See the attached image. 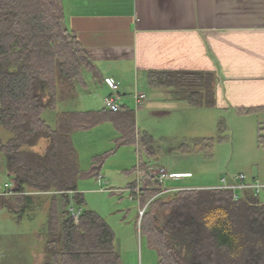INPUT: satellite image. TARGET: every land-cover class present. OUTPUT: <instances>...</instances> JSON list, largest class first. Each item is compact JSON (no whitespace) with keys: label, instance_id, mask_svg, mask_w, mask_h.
<instances>
[{"label":"trees","instance_id":"obj_1","mask_svg":"<svg viewBox=\"0 0 264 264\" xmlns=\"http://www.w3.org/2000/svg\"><path fill=\"white\" fill-rule=\"evenodd\" d=\"M86 74L96 84L103 78L66 24L64 0H0V126L13 137L0 152L5 157L14 197H0V206L19 220L46 194L48 208L45 258L41 264H123L116 235L98 213L85 210L79 180L100 178L113 149L96 157L82 171L73 135L107 122L119 131L117 148L137 141L147 153L149 168L156 156L155 142L136 127L135 111L105 110L58 113L57 126L43 119L46 110L74 100L87 86ZM211 75L201 72L153 71L152 85L176 88L196 107L212 106ZM202 88L191 93L192 88ZM43 141L45 148L40 147ZM214 139L183 149L208 152ZM259 145L264 148V129ZM40 150H37V149ZM141 190L145 212L141 231L158 255V264H264V202L253 191L238 200L231 190L192 189L162 194L158 181ZM132 184L129 189H135ZM168 198V197H167ZM71 208H79L78 223Z\"/></svg>","mask_w":264,"mask_h":264},{"label":"crops","instance_id":"obj_2","mask_svg":"<svg viewBox=\"0 0 264 264\" xmlns=\"http://www.w3.org/2000/svg\"><path fill=\"white\" fill-rule=\"evenodd\" d=\"M64 9L66 24L103 78L98 85L86 74L87 86L79 93L96 90L97 86L104 91L98 99L79 102L77 97L61 102L63 107L77 105L80 109L63 108L58 113L104 110V97L111 93L105 84L107 78L120 83L124 101L131 110L136 108L132 99L136 90L147 95L145 104L135 113L136 127L141 132L152 135L146 127L147 118L167 126L182 125V118L210 109L224 115L230 124L231 159L256 162L241 171L248 173L253 166L256 172L251 171L249 183L263 179L260 183L264 186V164L258 163L264 160V148L259 145L260 130L264 129V0H64ZM153 71L208 73L214 92L212 106H193L176 88L152 85L149 74ZM107 124L114 129L113 140L119 138L116 126ZM206 141L207 137L195 134L188 141L180 140V151L192 154L183 149ZM46 145L43 141L40 147ZM174 169L170 174L192 176L184 168ZM209 177L212 179L207 185L191 183L170 189L217 188L224 176L216 173ZM102 180L98 179L101 186ZM132 184L137 182L129 186ZM8 191L13 192V185L9 188L6 183L0 197H12L6 195ZM5 211L14 216L0 206V213ZM3 254L0 252L1 264L6 256Z\"/></svg>","mask_w":264,"mask_h":264},{"label":"rangeland","instance_id":"obj_3","mask_svg":"<svg viewBox=\"0 0 264 264\" xmlns=\"http://www.w3.org/2000/svg\"><path fill=\"white\" fill-rule=\"evenodd\" d=\"M202 90V88L194 87L190 92L198 93ZM103 91L104 89L100 86H97L96 90L91 88L88 92L79 93L77 100L82 102V100L98 99L102 96ZM60 103L55 111L46 110L43 113V119L53 128L56 114L63 108L80 109L77 105L65 104L63 107ZM152 120L151 118L146 119V127L153 135L147 132L153 138L157 151L155 158L151 159V163L158 167L149 164V168L162 167L168 174L174 171V168H177V171H182L184 168L192 173L191 178L165 180L163 183L165 188L188 187L191 183L207 185V181L212 179L209 176L216 173L219 176L221 174L222 176H234L240 173L249 176L252 175L251 171L252 173L256 172V168L253 166H250L251 171L248 173L241 171L246 165L256 162L242 163L231 159L228 152V148L231 149V144H229L230 124L224 115L207 109L198 115H189L187 119L183 120L182 118V125L170 123L167 126L166 123L158 124ZM139 121H141L140 116L137 122L139 123ZM107 123L90 130L78 131L73 137L81 169L85 172L90 170L96 157L116 149L115 154L109 156L103 164L102 186L95 177L84 176L79 180V190L85 198L83 209L95 211L112 227L116 235L115 244L123 264H158V255L150 247L147 237L140 228V210L142 209L140 196H134L129 189L131 183L141 181H139L137 173L138 167L150 160L140 145V148L137 147V144L123 145L117 148L116 139L113 140L114 129ZM195 134L205 136L208 140L214 139L211 148L206 154L182 153L180 140L188 141ZM12 137V133L0 126V138L4 143H7ZM258 163L264 164V160H259ZM142 170H146V168L142 166ZM144 176V183H137L136 187L142 184L143 188H152L155 181L147 174ZM261 181L263 182V179ZM6 183L11 188L12 180L9 177L7 162L0 152V192ZM29 194L37 199L20 217L22 221L15 220L17 217L10 216L6 211L0 213V252H4V256L6 255L4 264H41L44 261V239L46 238L48 208L51 200L46 194ZM238 194L241 195V192L239 191ZM172 196L168 195L166 199L169 200ZM259 200L264 202V188L259 194ZM76 210L82 209L76 208Z\"/></svg>","mask_w":264,"mask_h":264},{"label":"built area","instance_id":"obj_4","mask_svg":"<svg viewBox=\"0 0 264 264\" xmlns=\"http://www.w3.org/2000/svg\"><path fill=\"white\" fill-rule=\"evenodd\" d=\"M106 86L110 89L111 93L109 95H106L103 100V109L110 113H118L122 111L123 109L128 108V104L124 101L125 98L121 93V86L120 83L115 81L114 79L107 78L105 80ZM132 99L135 102V113H137L140 108L143 107L147 100V95L145 93L135 91V93L132 95ZM137 147H139V142L137 141ZM137 173L139 175V181L137 183H144V175L147 174L153 181H158L161 185H163L165 180H177L186 178L189 175H176V174H168L167 171L164 168H147L146 170H142V166L140 165L138 167ZM102 180V177L99 178ZM232 181V182H230ZM164 190L162 194H167L170 192H175L179 190H172L167 189L163 186ZM264 188V186L259 181H254L252 183H249L248 176L245 174H236L234 176H224L221 180V185L217 188L212 189H220V190H231L234 192V197L236 200L239 198L238 192H244V191H253L256 195L259 196L261 193V190ZM131 192L134 194V196H139L141 190H143V185L140 184L135 189H130ZM6 195H13L12 191H8ZM72 216L74 220L78 223L79 217L81 214V210L77 211L75 208L70 209ZM145 210H140V217L142 218ZM2 263V256L0 255V264Z\"/></svg>","mask_w":264,"mask_h":264}]
</instances>
